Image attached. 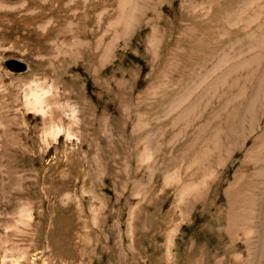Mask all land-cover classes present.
<instances>
[{"label":"rangeland","instance_id":"1","mask_svg":"<svg viewBox=\"0 0 264 264\" xmlns=\"http://www.w3.org/2000/svg\"><path fill=\"white\" fill-rule=\"evenodd\" d=\"M251 1L243 32L225 21L247 0H140L117 39L120 0H56L42 58L26 29L19 51L37 64L0 76V264L250 263L229 189L264 168L244 162L264 137V0ZM72 12L68 62L53 42ZM206 64L219 83L170 109Z\"/></svg>","mask_w":264,"mask_h":264},{"label":"bare ground","instance_id":"2","mask_svg":"<svg viewBox=\"0 0 264 264\" xmlns=\"http://www.w3.org/2000/svg\"><path fill=\"white\" fill-rule=\"evenodd\" d=\"M139 1L140 0H120L119 5H118V8H119L118 13L116 14V17L114 18L113 22L110 23V27L113 28V30H116L115 31V34H116L115 37L117 39H120L122 35L126 34V32H125L126 29L122 30V27H123L124 23L127 22V20H126L127 18L130 21V23H131V21H132V23L135 22L133 20V18H134L133 16H134L135 12L139 11V8L137 5ZM256 1H258V0H256ZM252 2L253 1H251V0H247V2L245 4L238 7L237 11L228 14L226 21H225L228 23V26L234 27V25H235L237 27L239 25L240 28H238V29L240 31L246 32L247 28H248V24H245V21H244V19L242 20V18H243V16H245L244 12L246 13L247 10L251 9V7H252L251 3ZM124 20H126V21L124 22ZM250 21H251V18H250ZM69 24H70L71 29H73L77 33L79 32V34H80V31H81L80 29H82V28H79L80 23L74 22V20H73L71 23L69 22ZM83 28H85V27H83ZM119 28H121V29H119ZM84 31H85V29H84ZM237 35L238 34L236 33L235 36H237ZM62 36H64V35H62ZM62 38H64V37H62ZM114 42L115 41L112 40L111 43H109L108 45L105 46L104 55H103L104 58L108 55L110 50L113 48ZM238 43L239 42L237 39L235 43L233 42L231 47L236 45V44L238 45ZM100 44H99V46H100ZM77 46H78V44L70 46L71 48L69 49V58L72 60L76 59L75 57L77 56V53H76ZM231 47H230V49H231ZM237 48H238V46H237ZM221 55H222V57L224 56L223 54H221ZM221 55H219L218 58ZM218 58L216 57V59H213L212 65L214 67H216V64L218 63V61L223 59L222 58L219 60ZM221 62H219V63H221ZM212 65H210V66H212ZM212 69L213 68L208 67V65L204 69L203 68L198 69V71L195 74L197 79H198V80H196V81H198V83L196 81L194 82V84L192 83L193 86L190 87L189 89H187V91L185 93H183V95H181L177 99H175L170 105L171 108L170 107L169 108L172 110L176 106H178V108H179L181 106V104H184V102H187L190 99L191 95L193 93H195V91H197V89L199 87H201L202 85H205V90H204L203 94H205L206 92L207 93L211 92L213 90L216 82L219 83V81L215 82L214 79H209V77L207 75H205L204 72L207 71V74L209 73L208 71L215 72ZM210 76H212V75L210 74ZM38 97L40 98V96H38ZM39 98L37 100H35V103H34V109H35L34 111H38V113L42 112V107L44 106V105L42 106V102H41L43 99L40 100ZM198 98L201 99L200 96ZM198 103H199V100H198ZM196 104H197L196 102L193 103V105L190 104L191 106H189L184 111V114H182L180 117H178V122L184 121V117L188 116V114L195 108V106H197ZM173 106H175V107L172 108ZM42 114L44 115V113H42ZM251 114H252V118H253V113H251ZM251 114H249L250 117H251ZM263 150H264V137L261 136L260 138L256 139V143L248 150L244 162L246 164L247 163L250 164L252 162L255 166L261 165L262 163H264V157L261 158L259 155ZM148 151L150 152V150H148ZM149 152H147V153H149ZM147 157H149L148 154H147ZM256 179H258L260 181V183H257V184L254 183L253 181ZM205 183H206V181H203V182L199 183L198 187L196 186L195 189H196L197 195L201 194V192L204 189V186L206 185ZM257 189H258V191H260V193L256 192ZM189 190H190L189 185L184 186L182 188V194L185 192H188ZM229 192H230V199L232 201L231 209L233 212V219H234V225L232 226L231 230H233L235 233L237 232V233L242 234L245 237V239L247 241H250V242L252 241L251 236L254 234L253 237L256 238V244H255V248H254V255L251 254V248L249 250V254H250V259H249L250 263L249 264H261L262 262L264 263V221H262L263 218H261V217H263L264 213L260 212V213H262V215H261V217H259L258 222H255L256 228L252 229L253 228L252 227V223H253L252 215L253 216L258 215L257 212H255V211L252 212V209H255V208L260 209V205H261V209L264 208L263 204H262L264 201V168L259 169L253 175L247 174L244 171H243V173H239L235 178V183L230 187ZM251 255L253 256L252 257L253 259L251 258Z\"/></svg>","mask_w":264,"mask_h":264},{"label":"crops","instance_id":"3","mask_svg":"<svg viewBox=\"0 0 264 264\" xmlns=\"http://www.w3.org/2000/svg\"><path fill=\"white\" fill-rule=\"evenodd\" d=\"M56 0H0V76L11 75L2 67V61L6 58L5 55L13 54L16 55L19 59H26L28 62H31L28 55L22 54L19 49L23 46H28L30 41L21 43V38L23 34L27 35V30L29 27H33L37 31L35 37L36 47L38 49V58L45 56V53L41 50L45 46L46 36L52 27L56 25L55 15L52 12L55 9ZM50 14L53 17L46 19V14ZM77 22L76 13L72 12L65 21V26L60 29L59 34L53 42L55 47H60V52L63 53V45L65 46L64 50V61L73 62L76 59L72 60L69 58L68 48L71 45L76 44V42L66 43L69 36L77 35L73 29L68 27L69 22ZM88 33V32H87ZM13 35V36H12ZM64 35V36H62ZM12 36V37H11ZM64 37V38H62ZM64 39V40H63ZM60 40V41H59ZM34 42V41H33ZM34 42V43H35ZM71 48V47H70ZM57 49V48H56ZM77 53V50H76ZM42 54V55H41ZM61 55V54H60ZM34 64L37 62L30 57ZM77 58V56L75 57ZM70 59V60H69ZM38 62L40 61L37 60ZM13 76V75H11Z\"/></svg>","mask_w":264,"mask_h":264},{"label":"water","instance_id":"4","mask_svg":"<svg viewBox=\"0 0 264 264\" xmlns=\"http://www.w3.org/2000/svg\"><path fill=\"white\" fill-rule=\"evenodd\" d=\"M2 61V67L11 75H22L29 71L30 64L28 60H21L16 55L7 54Z\"/></svg>","mask_w":264,"mask_h":264}]
</instances>
